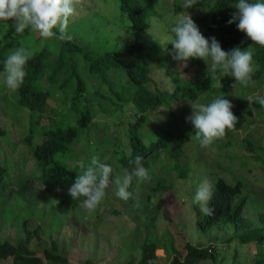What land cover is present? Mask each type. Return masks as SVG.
<instances>
[{
    "label": "trees",
    "instance_id": "1",
    "mask_svg": "<svg viewBox=\"0 0 264 264\" xmlns=\"http://www.w3.org/2000/svg\"><path fill=\"white\" fill-rule=\"evenodd\" d=\"M162 1L166 0H118V3L122 15L143 32L151 28L150 18L159 15V3ZM172 3L175 14L188 10L184 7L183 0H173ZM236 3L238 0H198L197 4L193 5L197 10H204L200 21L194 19L200 31L206 38L215 36L223 50L230 51L236 47L246 49L249 42L255 48L253 60L259 66L253 75L255 84L248 87L241 85V89L235 95L234 90L240 85L236 83L235 78L231 75L224 76L219 70L211 73L210 60L208 74V65L203 59L198 61L205 73L199 78L180 79L177 72H173L176 80L171 81L170 88L163 89L156 83L153 71L156 66L162 67L167 63V56H162L158 52L153 54L152 50L143 52L145 43L138 37L134 41H125L119 50L100 53L92 51L89 43L85 42L87 43L85 44L74 37L71 42L52 38L45 40L44 43L40 42V36L35 37V42L43 45L32 53V58L25 69V82L16 91L15 97L18 104L30 110L32 124L38 123L41 126V129L32 126L22 138L24 146L32 152L35 168L12 174L6 165L0 163V200L13 192L17 199L22 200L29 208L44 202L47 191L54 193V190L60 189V205L69 204L71 207H76L83 198L73 201L68 194V188L75 182L77 175L86 170L92 156H99L104 161L109 153L115 160V166L130 170L133 167L130 161H133L137 155L142 156L143 165L148 169L153 168L152 174L157 177L159 176V171L156 170L158 160L164 165L162 158L164 155L165 160L173 162L171 165L177 171L178 177L187 176L191 169L190 161L184 150L172 143H181L187 136L192 137V135L186 133L181 125L183 118L181 121L179 119L182 114L173 109L171 103L173 100L196 102L204 96L211 99L224 96L225 99L230 100L233 104L232 112L238 121L235 130L226 133L225 138H229L228 144L232 143L230 138H233L234 133L246 124L258 119L264 121V107L255 102L252 108L247 100L248 92H253L262 85L264 47L253 44L246 33L237 28L238 21L227 23L232 18V13L238 11L233 7ZM8 24L12 27L11 21ZM33 33L25 30L22 34H16L14 27L10 32L2 31L0 74H3L4 61L8 54L16 49L19 42L29 38ZM167 49L172 55L171 43H168ZM158 55L159 57L156 58ZM158 58L160 61H157ZM218 79L219 84H217ZM115 81L121 84L120 88L116 87ZM105 88L107 92H104ZM114 97L132 103L131 109L135 110L133 115L128 116L127 126L123 129L125 136L116 131L109 132L108 125L100 126L95 120L94 104L98 102L104 108L103 98L109 100L115 107L121 106ZM50 100H56L58 105L51 106ZM5 105L8 104L4 103ZM161 107L168 109L167 112L171 115L168 122L161 119L150 125L152 121L150 115ZM48 109L50 115L47 114ZM47 117L49 123L44 122ZM93 129L97 130L96 147L91 154H88L87 147L86 157L80 163L78 155L72 151V146L81 137L87 140L94 137V135L91 137ZM6 131L7 128L0 125V140ZM95 143L87 142V146L91 147ZM244 147L248 153L257 158L264 153L262 139H256L251 135L244 139ZM35 181L41 183L44 189H35ZM167 186L159 181L151 187L154 191L147 192L145 198L151 201L158 192L157 189L162 187L167 189ZM213 192L210 206H214L215 215L205 216L199 210V227L208 229L218 224L231 225L234 231L226 241L230 243L238 240L246 244L257 241L255 259L249 264H264V235L261 234V229L254 228L252 223L245 221V199L235 202L242 192V183L238 181L232 184L219 178ZM27 219L23 220L21 239L17 242L8 238L0 241V260L11 257L13 264H67L68 257L59 251L55 241L51 248L46 247L42 251L31 248L32 240L41 238L44 227L37 221L36 227L32 229L29 226L31 220ZM174 233L171 234L172 253H169L170 260L167 264H198L204 259L217 260L218 253L215 250L210 251L209 247L197 246L188 241L185 244V252H179L175 247ZM159 247L156 241L143 240L141 258L138 260L147 264L151 259H158L156 251ZM135 261L136 259L131 258L128 262ZM82 264H94V262L92 259H87Z\"/></svg>",
    "mask_w": 264,
    "mask_h": 264
},
{
    "label": "rangeland",
    "instance_id": "2",
    "mask_svg": "<svg viewBox=\"0 0 264 264\" xmlns=\"http://www.w3.org/2000/svg\"><path fill=\"white\" fill-rule=\"evenodd\" d=\"M172 2L173 0L160 2L159 15L152 16L151 28L142 32L122 15L118 0H85L78 17L70 22L69 32L79 41L89 43L90 49L97 53L119 50L125 41H134L138 37L145 43L143 52L152 50L153 54L158 52L162 56H167V63L162 67L156 66L152 71L154 70L153 77L160 87L170 88L171 81L176 80L173 72H177L180 79L193 80L205 73L198 58L191 59L187 67H181L180 62L170 55L167 49L168 43H165L168 38L174 36L171 28L178 17L189 14L193 20H199L204 10H197L196 6H192L181 14H175ZM11 29L9 24L0 23V36L2 31L10 32ZM31 36L19 42L17 47L23 46L31 53L38 50L45 39L40 37V42L43 41V43L39 44L35 42V37H39V34L34 32ZM248 48L252 52L255 50L251 42L247 44L246 50ZM157 61H160V58ZM115 83L116 87L120 88L121 84L118 81ZM219 83L218 79L217 84ZM241 87V85L237 86L234 95ZM104 90L107 92V88ZM262 94H264V78L262 85L253 92L249 91L247 95L261 96ZM15 97L16 91L12 92L6 87L4 76L0 74V125L7 128L6 134L0 140V163L6 165L12 174L35 168L32 152L24 146L22 138L32 126L41 129L38 123L32 124L30 110L18 104ZM114 98L121 106L115 107L106 98L102 100L106 109L98 102L94 104L95 120L100 126L108 125L109 132L116 131L125 136L123 129L127 126L128 116L133 115L135 110L131 109L132 103ZM212 100L204 96L196 102L184 100L171 102L173 109L182 114L179 121L183 118L181 125L185 132L191 133L193 137L187 136L181 143H172L182 148L190 161L191 169L187 176L178 177L177 171L171 165L173 162L165 160L166 156L162 155L164 165L161 160H158L156 169L159 171L158 177L152 174L153 168H151L149 169L150 180L137 183L134 178L129 189L133 196L127 201L117 197L115 190L110 187L103 203L95 211L84 208L82 201L76 207H71L69 204L60 205L61 193L57 189L54 193L47 191L44 202L29 208L22 200H18L13 192L8 193L9 196L0 200V241L8 238L17 242L21 239L23 220L29 218L31 220L29 226L32 229L36 227L37 221L44 227L41 238L32 240L31 248L42 251L46 247L51 248L55 241L59 251L68 257L67 264H82L87 259H92L94 264L128 262L131 258L138 260L141 258V244L146 239L156 241L160 246L165 247L168 253H172L171 234L174 232L175 247L179 252H185V244L188 241L197 246L211 247L212 251L215 250L218 253L217 260L204 259L198 264L253 262L258 242L246 244L233 240L228 243L226 240L234 231L231 225L218 224L208 229L200 228L198 225L200 208L192 203V199L205 179L213 185V188L219 178L232 184L239 181L242 183V192L235 202L245 199V221L252 223L254 228L261 229V234L264 235V153L257 158L248 153L244 147V139L250 135L256 139H262L264 145V121L258 119L237 130L233 138H230L231 144L227 143L229 138L226 137L217 140L208 149L201 148L194 137L195 130L191 123L186 121V117L192 112L190 103L207 104ZM4 103L8 105L4 106ZM50 105L56 107L58 102L50 100ZM250 106L254 108L255 101L251 102ZM167 110L161 107L152 113L150 115L152 121L149 124L159 122L161 119L168 122L171 115ZM47 114L50 115L49 109ZM44 122L49 123L48 117ZM91 134V137L93 135L94 137L90 140L81 137L72 146V151L78 155L80 163L86 157L87 149L89 148L88 154H91L96 147L97 130L93 129ZM87 142L95 143V145L89 147ZM107 155L104 162L112 166L115 175L122 176L126 171H131L129 168L121 169L115 166L114 158L110 153ZM159 181L163 185H168L167 189L163 187L157 189L158 192L151 201H148L145 195L149 191H154L151 187ZM34 188L41 190L44 186L35 181ZM158 256L160 259V255ZM160 260L162 264L167 263L170 260V254L167 258ZM0 264H13V260L11 257L3 259L0 260Z\"/></svg>",
    "mask_w": 264,
    "mask_h": 264
},
{
    "label": "clouds",
    "instance_id": "3",
    "mask_svg": "<svg viewBox=\"0 0 264 264\" xmlns=\"http://www.w3.org/2000/svg\"><path fill=\"white\" fill-rule=\"evenodd\" d=\"M197 2L198 0H184V7L191 8ZM84 4L85 0H0V23L8 24L11 21L16 34L30 30L37 32L45 40L56 38L71 42L73 36L69 32V24L78 17ZM233 7L238 11L232 13V18L227 23L238 21L237 28L245 32L253 44L264 47V2L238 0ZM171 32L174 36L165 43L172 44V57L180 62L181 67H187L191 59H203L208 65L209 74L210 60L211 73L219 70L224 76L231 75L236 83L244 87L255 84L253 75L259 66L254 63L250 48L223 50L215 36L206 38L202 34L189 14L178 17ZM31 58L32 53L23 46L17 47L6 57L4 82L12 92L19 90L24 84L26 65ZM247 100L250 105L255 101L264 107V96H248ZM190 105L192 112L186 117V121L193 126L195 139L201 148L208 149L217 140L225 138L227 131L235 130L238 118L232 112L233 104L224 96L216 97L207 104ZM142 160L143 157L137 155L130 161L133 165L131 171L119 176L114 174L110 164L94 155L86 170L78 174L75 182L68 188V194L73 201L83 198V207L90 211H95L103 203L110 187L115 190L117 197L127 201L133 196L129 189L134 178L137 183L151 179L149 169L143 165ZM213 195V185L205 179L197 188L192 203L199 206L203 215L211 217L215 215L214 206H210Z\"/></svg>",
    "mask_w": 264,
    "mask_h": 264
},
{
    "label": "built area",
    "instance_id": "4",
    "mask_svg": "<svg viewBox=\"0 0 264 264\" xmlns=\"http://www.w3.org/2000/svg\"><path fill=\"white\" fill-rule=\"evenodd\" d=\"M210 251L213 250V248H209ZM161 260L158 258V259H151L147 262V264H162L160 262ZM108 264H143L141 263L139 260H136L135 262H118V263H108Z\"/></svg>",
    "mask_w": 264,
    "mask_h": 264
},
{
    "label": "crops",
    "instance_id": "5",
    "mask_svg": "<svg viewBox=\"0 0 264 264\" xmlns=\"http://www.w3.org/2000/svg\"><path fill=\"white\" fill-rule=\"evenodd\" d=\"M167 249L165 248V247H162V246H160L158 249H157V251H156V253L158 254V255H160V259L162 258V259H164V258H167V256L169 255V253H168V251H166ZM125 256V255H124ZM169 262V261H168ZM167 262V263H168ZM167 263H165V264H167Z\"/></svg>",
    "mask_w": 264,
    "mask_h": 264
}]
</instances>
